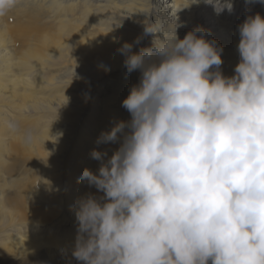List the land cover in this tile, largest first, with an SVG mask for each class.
I'll return each instance as SVG.
<instances>
[{
	"label": "clouds",
	"instance_id": "1",
	"mask_svg": "<svg viewBox=\"0 0 264 264\" xmlns=\"http://www.w3.org/2000/svg\"><path fill=\"white\" fill-rule=\"evenodd\" d=\"M19 2L0 0V18ZM205 3L233 12L230 0ZM237 31L231 77L201 28L135 60L139 44L121 52L140 83L121 109L129 122L97 145L118 149L111 162L93 156L98 176L78 179L100 201L76 208L73 264H264V17Z\"/></svg>",
	"mask_w": 264,
	"mask_h": 264
},
{
	"label": "bare ground",
	"instance_id": "2",
	"mask_svg": "<svg viewBox=\"0 0 264 264\" xmlns=\"http://www.w3.org/2000/svg\"><path fill=\"white\" fill-rule=\"evenodd\" d=\"M230 2L233 12L217 15L205 0H20L0 18V239L9 256L42 252L50 262L75 251L76 208L100 201L78 179L98 176L93 156L111 162L118 149L97 145L129 122L121 109L140 83L126 80L123 50L139 44L135 60L154 40L201 28L223 48L220 71L235 75L238 25L264 17V4Z\"/></svg>",
	"mask_w": 264,
	"mask_h": 264
},
{
	"label": "rangeland",
	"instance_id": "3",
	"mask_svg": "<svg viewBox=\"0 0 264 264\" xmlns=\"http://www.w3.org/2000/svg\"><path fill=\"white\" fill-rule=\"evenodd\" d=\"M1 237L2 233H0ZM2 244L3 239H0V264H73L75 255V251L63 255L54 254L49 262V259L42 252L29 251L23 256L14 258L3 250Z\"/></svg>",
	"mask_w": 264,
	"mask_h": 264
}]
</instances>
